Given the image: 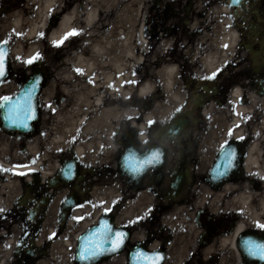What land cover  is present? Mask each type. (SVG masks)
Instances as JSON below:
<instances>
[{"label": "flooded vegetation", "instance_id": "flooded-vegetation-1", "mask_svg": "<svg viewBox=\"0 0 264 264\" xmlns=\"http://www.w3.org/2000/svg\"><path fill=\"white\" fill-rule=\"evenodd\" d=\"M134 4L146 11L132 27L127 14L119 21L137 61L123 76L92 78L103 102L82 105L71 126L57 118L70 99L50 93L48 76L33 132L4 133L22 142L33 171L13 175L11 158L0 167L9 170L0 172V264H84L78 239L102 220L126 238L93 264H132L136 249L160 252V264H264L241 247L248 237L264 241L255 226L264 224V0ZM106 13H96L94 31L118 20ZM227 32L231 47L219 54ZM221 145L236 155L215 179ZM125 162L143 170L133 177ZM69 164L74 174L66 179Z\"/></svg>", "mask_w": 264, "mask_h": 264}, {"label": "rangeland", "instance_id": "rangeland-1", "mask_svg": "<svg viewBox=\"0 0 264 264\" xmlns=\"http://www.w3.org/2000/svg\"><path fill=\"white\" fill-rule=\"evenodd\" d=\"M123 1L126 0H98L97 12L106 13L107 10L113 9L112 13H116L115 18L118 20L112 22L105 29L97 28L94 31L92 28L93 22H90L89 24L83 22V13L86 8V2L84 0H58L57 4H63V8L68 5L69 7L64 10H62L63 8L59 10L57 7L50 9L49 18L51 17L50 15H58L56 16L57 18L55 19V22H50V24L47 25L48 30L46 32L40 31L35 37L31 38L29 34H27L26 29L28 27V22L35 18V7L32 5V0H0V43L6 41L11 47V70L7 79L0 85V97H4L13 92L17 86V79L23 77V75L30 71L31 68V65H26L23 61L37 53L40 55V59L38 60L40 66L44 67L49 73L47 88L50 90V93H53L54 91L58 95L67 97V93L73 92L76 88V84H79L76 76L80 71L78 72L77 69L80 70L82 64L78 63L77 56L80 54L89 56L91 48L88 43L94 40L96 36H105L109 34L115 39V33L121 28L119 21L120 16L118 14L120 6L111 7V5L115 4V2ZM135 1L147 3L150 0H128V2ZM105 3L111 4L109 6L107 5L105 8L103 7ZM72 7H78V17L73 21L72 27L73 29L80 30V34L69 37L60 47H55L53 46V42L49 41L48 34L57 27L59 18H61ZM138 7L139 6H136V8ZM145 8L142 7L141 11L133 10L130 14L134 17L139 16L141 12L143 13ZM16 16L20 17L21 20V25L18 27L13 23V19ZM51 20L52 18L50 21ZM41 33H43V35H40ZM31 44L35 45L33 51L30 50ZM13 50H20L19 59L12 55ZM106 71H109V67L106 68ZM131 71L132 69L130 72ZM60 88L62 90H60ZM84 93L89 96L88 89H85ZM26 151L27 149L24 148L21 141L6 136L0 130V162L7 166L11 161V158L12 161L15 160L23 163ZM0 167L3 166L0 164Z\"/></svg>", "mask_w": 264, "mask_h": 264}, {"label": "bare ground", "instance_id": "bare-ground-1", "mask_svg": "<svg viewBox=\"0 0 264 264\" xmlns=\"http://www.w3.org/2000/svg\"><path fill=\"white\" fill-rule=\"evenodd\" d=\"M86 2V8L83 13L84 19L83 22L85 24H89L90 22H93L94 17L97 13L98 0H84ZM111 1V0H110ZM134 1V0H133ZM58 0H32V5L35 7L34 11V17L32 20L28 22V27L26 29L27 34L31 38L35 37L38 32H46L48 30L47 26V20L49 17V10L53 7H57L59 10L62 9L64 6L63 4L59 5L57 4ZM90 2V3H89ZM124 2V1H123ZM123 2H115V4L111 5L115 7L120 6V10L118 11L119 16L121 17L124 14H127L129 17V27H132V21L133 17L130 13L131 11H137L135 9V2H128L125 6H123ZM111 3H105L103 7L106 8V6L110 5ZM59 5V6H58ZM89 5V6H88ZM69 7L65 6L64 9H67ZM80 8V6H79ZM113 10V9H112ZM78 7H72L67 11L59 20L57 27L49 32L48 38L49 41H60L61 38L65 35V33L70 32L73 27V21H75L78 17ZM116 14V13H115ZM55 15V14H53ZM21 20L20 17L16 16L13 19V23L16 27L20 26ZM93 27V26H92ZM138 30V29H137ZM117 39H113L109 34L103 35V36H96L95 39L88 45L91 47L90 54L87 57H84V55H78L77 61L79 64H82L80 66V72L77 73V80H79L80 85L76 84V88L73 92L67 93V98L70 99V109L67 113H65V117H59L58 119H65L67 121L70 120V125H75L74 117L73 115L82 108V105H98L104 100V95L101 94L94 86L95 83L92 81V78H99V75H103V79L105 81H108L111 73H117L119 76H123L121 73L124 69V67L127 68V72L129 73L130 70L133 67V63H136L137 59L132 55V47L131 42L129 41L130 37L124 36L121 32V30H118ZM233 36L229 32L225 33L223 36V41L220 44V52L219 54H223L227 52L228 49L231 47ZM92 45V46H91ZM141 47L145 46V42H141ZM35 48L34 44H31L30 50L33 51ZM12 55L19 58L20 56V50H13ZM133 58V59H128ZM133 62V63H131ZM109 67V71H106V68ZM111 72V73H110ZM169 71L166 72V84L168 85L169 81ZM81 79H84L85 81H88L89 84L84 83ZM152 88V78H148L144 81V83L140 87V93L145 95L149 91H151ZM88 89L89 96H87L84 93V90ZM46 157L45 154H42L41 157H39L36 160V164L40 165L42 160ZM0 164L5 167L6 164L0 162ZM16 165H25L24 163L18 162ZM7 167V166H6ZM15 171H23L25 168H15L11 167Z\"/></svg>", "mask_w": 264, "mask_h": 264}, {"label": "snow or ice", "instance_id": "snow-or-ice-1", "mask_svg": "<svg viewBox=\"0 0 264 264\" xmlns=\"http://www.w3.org/2000/svg\"><path fill=\"white\" fill-rule=\"evenodd\" d=\"M80 34V30L72 29L70 32L65 33L60 41H54L53 46L60 47L63 42L71 36H76ZM20 35V34H17ZM40 35H43L41 33ZM3 43H6L3 42ZM5 55L6 51L3 47H0V77L5 75ZM19 59V58H17ZM40 59L39 53L23 61L26 65H31ZM77 71H81L77 69ZM37 82L31 84L30 87L26 88L21 97L13 100L8 96L0 97V108H5L6 113L4 119L9 122L10 126L22 127L24 129L29 128V121L34 119L33 111V93L38 85ZM229 135H231V130H229ZM238 140H243L244 137H238ZM225 145L228 143L226 140ZM221 159L223 161V170L219 166L213 172V178L219 179L227 174V172L234 166L233 161L235 159V149L224 148L221 145ZM124 167L133 177L139 175L143 170L141 167L132 165L131 163L125 162ZM15 168H25L27 171H15L12 170L13 175L25 176L33 171V169L28 168L27 165H17ZM8 169L0 168V172H7ZM63 174L66 179H71L74 174V165L69 164L66 169H63ZM264 179V177H260ZM111 209H105V211H110ZM5 210L0 208V213ZM76 219V218H73ZM256 228L264 230V224L256 222ZM126 238V233L122 231H113L112 225L108 223L107 220H102L100 226L91 231L87 237L84 238L83 243L79 248L78 258L80 261L85 262V264H93L102 255L109 252H116L124 243ZM51 239V237H49ZM5 247H8L5 245ZM241 247L244 249L245 254L252 259H259L264 261V241H259L248 237L242 241ZM162 254L160 252L148 253L142 251L141 249H136L133 254L132 264H160L162 260Z\"/></svg>", "mask_w": 264, "mask_h": 264}, {"label": "water", "instance_id": "water-1", "mask_svg": "<svg viewBox=\"0 0 264 264\" xmlns=\"http://www.w3.org/2000/svg\"><path fill=\"white\" fill-rule=\"evenodd\" d=\"M241 1L242 0H230V5L231 6L239 5L241 3ZM0 47H3L5 49V51H6V55H5L6 72H5L4 76L0 77V83H1L7 77L8 72H9L10 55H9V45H8V43H1ZM37 78H39L38 79V85H37V88L35 89V91L33 93V100H32L33 111H34V119H32L31 121L28 122L29 123V128L28 129H24L22 127L10 126L9 122L4 119V116H5V113H6V109L5 108H0V125H1V128L4 131L11 133V132H13L15 130H19L22 134H27L28 132H30L32 130V127H33L32 126V122L38 119L37 97H38V94H39L40 89L42 87V83H43V81L45 79V72L43 70H40V69L34 70L33 73L29 77H27V79L20 85L19 92L13 97L8 96V97L12 98L13 100H16L17 98L21 97L23 91L26 88L30 87L32 83L37 82ZM94 230H95V228L90 229L89 231L84 233L79 238L78 251H77V260L78 261H80L79 258H78L80 245L83 243L84 238L87 237L89 235V233L91 231H94ZM80 262L81 263H85V262H82V261H80Z\"/></svg>", "mask_w": 264, "mask_h": 264}]
</instances>
